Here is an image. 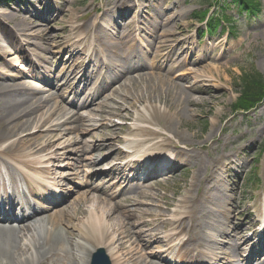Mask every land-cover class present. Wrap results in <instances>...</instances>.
I'll return each mask as SVG.
<instances>
[{
    "label": "rangeland",
    "instance_id": "obj_1",
    "mask_svg": "<svg viewBox=\"0 0 264 264\" xmlns=\"http://www.w3.org/2000/svg\"><path fill=\"white\" fill-rule=\"evenodd\" d=\"M80 0H76L75 3L72 4H68L66 7L69 9L68 11H70V13L73 15V10L75 11V9L77 8V5L79 4ZM264 3V0H263ZM187 4L183 3L180 4V8L183 9L184 6H186ZM64 6V9L66 8ZM147 10L152 13L155 14L156 16H158L160 14V7H152L149 6L147 7ZM8 18V17H6ZM33 20V19H32ZM68 17L66 18V15H59L57 16V23H54V27L57 29H60L62 27H66L69 25L68 23ZM16 20H14V16L9 15L8 18V22L11 25H15ZM62 21H66V22H62ZM259 25V24H258ZM259 31L257 32V42L255 43L256 48H257V57H256V63L264 70V17L261 20V26L258 28ZM0 44H8L7 41L1 39V38H7L9 35V31L7 30L5 32V34L2 32L0 33ZM245 40V38H242L241 41ZM242 57L241 56H237V58L231 60L229 62L230 65H232L233 63L237 64L239 62H242ZM239 61V62H238ZM9 65L7 61H0V77L3 75H10L12 74L11 70L9 69ZM226 71H228L229 73L223 71V75H222V80H224L229 87L232 88L233 85V76L236 73H239L237 69H232V68H224ZM264 73V71H263ZM12 76V75H11ZM13 76H16L15 74H13ZM20 82H22L23 80L26 81V79H19ZM0 83H5V84H10L11 82L7 81V79L1 80ZM16 85H22L19 82H15ZM24 83V82H22ZM212 90H217V92H213L211 96L208 95H204L206 101L204 102L205 107H208L207 110H212L215 111V113L217 112L218 114H221L222 117L224 116V113L227 111V109L229 108V105H231L237 98V94L236 92L234 93H229L228 91H225L226 89H224L223 87L221 89H212ZM0 95H4V94H0ZM202 96V95H200ZM198 111V110H197ZM199 113V111H198ZM0 114H2L1 109H0ZM217 116V115H216ZM203 122V121H201ZM262 122L264 123V116L262 118V120H259V123ZM249 135H252L256 140H258L259 142L263 143L264 142V125L262 127V129L258 130L256 129L254 132L250 133ZM264 145V144H263ZM263 161H264V155L260 156L258 158V161H251L250 162V166L252 167L251 172L255 169H258L259 171H264L263 168ZM250 172V173H251ZM262 173V172H261ZM261 177L263 178V175H261ZM180 180L175 181L174 183L177 184L179 183ZM246 183H247V179H245V182L243 183V186H241L242 189V196L247 194L246 191ZM215 194V198L216 201H218L220 208L222 209H226L227 206L229 205L230 202V198L228 196L225 195V188L223 187H219L218 190H215L214 192Z\"/></svg>",
    "mask_w": 264,
    "mask_h": 264
},
{
    "label": "bare ground",
    "instance_id": "obj_2",
    "mask_svg": "<svg viewBox=\"0 0 264 264\" xmlns=\"http://www.w3.org/2000/svg\"><path fill=\"white\" fill-rule=\"evenodd\" d=\"M71 21H73V18H71ZM94 23L95 22H93L92 24H94ZM27 24H28V21L24 20V22L20 24V29L26 30L25 25H27ZM81 28H82V33L84 35V38H86L88 33L90 32V25L86 24V25H83ZM122 45L126 46V42L123 41ZM8 46H12V48H13L11 40H8V44H0V52L4 53L3 49L8 48ZM12 53H14V52L9 51L6 54L9 55ZM193 73L197 74L200 77V74H201L200 72L194 71ZM14 88H17V86H14ZM9 89H11L10 86L0 84V92H6ZM194 91H198V90H194ZM171 97L173 98L172 94L166 95V96L164 94H161V96H160L161 99H166V100L170 99ZM199 100H201V99L197 98L196 100H193V98H191V96H189V99L187 100V102L188 103H194V102H197ZM36 104H38V102L33 103L26 98L22 99L21 101L13 100V99L7 101V105H6L7 110L6 111L10 110V112L7 115L9 116L10 119H13L14 117L18 116V119L12 121L11 123H8V125H3V124L0 125V148H2L4 146V144L7 142H10L11 147H15V146L19 145V143H21L20 140H15V139H16V137L20 136V134L22 132L21 127L27 126L23 130L22 134H24L28 131V127H30V125H32L34 120H36L37 111H38L37 110L38 107H36ZM19 115H21V117ZM3 133H4V135L1 136ZM22 140H23V138H22ZM28 142H29V140H28ZM207 199H208V197H205V200H207ZM146 212L147 211H144V213H146ZM18 247H19V241H16L13 234L8 233V232H0V257L4 258V259H0V260L6 264H16V263L25 264L28 261H29V264H32V259H34V258L33 257L28 258L27 257V259H22L16 252ZM13 249L15 250L18 258L15 256Z\"/></svg>",
    "mask_w": 264,
    "mask_h": 264
},
{
    "label": "trees",
    "instance_id": "obj_3",
    "mask_svg": "<svg viewBox=\"0 0 264 264\" xmlns=\"http://www.w3.org/2000/svg\"><path fill=\"white\" fill-rule=\"evenodd\" d=\"M258 86H257V89L259 88L260 90L263 88V86H264V83H263V80H262V78H261V80L260 81H258ZM249 84H251V85H253V81L251 80V81H249ZM247 92H251V90H248Z\"/></svg>",
    "mask_w": 264,
    "mask_h": 264
}]
</instances>
